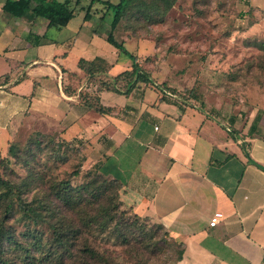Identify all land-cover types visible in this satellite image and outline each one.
I'll return each instance as SVG.
<instances>
[{
    "label": "crops",
    "instance_id": "1",
    "mask_svg": "<svg viewBox=\"0 0 264 264\" xmlns=\"http://www.w3.org/2000/svg\"><path fill=\"white\" fill-rule=\"evenodd\" d=\"M96 1L74 25L79 0H69L73 17L56 27L7 13L0 0V152L19 127L55 133L85 151L88 166L98 162L121 182L125 205L182 242L175 264H264V109L242 116L196 87L164 95L170 85L153 75L127 90L128 79L118 75L132 60L103 44L111 21L95 25ZM241 2L243 12L259 10L257 0ZM113 35L123 44L143 38L120 24ZM142 46H124L140 67Z\"/></svg>",
    "mask_w": 264,
    "mask_h": 264
},
{
    "label": "trees",
    "instance_id": "2",
    "mask_svg": "<svg viewBox=\"0 0 264 264\" xmlns=\"http://www.w3.org/2000/svg\"><path fill=\"white\" fill-rule=\"evenodd\" d=\"M176 1H102L105 8L113 13L107 42L132 60L131 69L118 75L128 79L127 90L136 81L148 82L149 78L139 66L138 57L129 52L123 42L114 38L113 29L124 23L123 29L134 34L137 23L150 25L163 21ZM90 7L86 9L85 17L89 16ZM2 8L18 17L45 18L49 26L56 27L66 25L73 17L69 0H5ZM165 89L171 95L177 94L167 87ZM50 139L57 147L74 144L64 139ZM40 141L37 139L30 146L40 145ZM30 146L19 154L16 145L9 142L7 152L27 167L34 155ZM61 161L65 159L61 158ZM79 173L76 168L69 178L45 180L37 172L28 170L24 177L14 178L10 174L0 178V264H175L181 259L183 244L170 243L166 228L159 223L149 224V218L138 215L131 206L127 207L131 214L122 209L125 204L121 201V182L101 173L98 162L85 172L82 182L72 185L70 178ZM46 185L52 198L39 196ZM14 221L25 224L24 236L27 240L33 239L31 244L27 243L29 247L18 240L12 227ZM30 223L47 225L51 232L48 245L38 259L33 253L38 250L39 237L30 228ZM110 243L119 247L120 251L105 245ZM12 245L20 248L24 258H27L25 263L9 255L8 249ZM30 245H33V251Z\"/></svg>",
    "mask_w": 264,
    "mask_h": 264
},
{
    "label": "rangeland",
    "instance_id": "3",
    "mask_svg": "<svg viewBox=\"0 0 264 264\" xmlns=\"http://www.w3.org/2000/svg\"><path fill=\"white\" fill-rule=\"evenodd\" d=\"M109 1L116 3L119 0ZM241 1L222 0L221 3L218 1L215 7L209 6L208 0H177L167 12L169 14L172 10L170 13L172 19L169 22H164L166 14L163 21L155 24L149 25L145 22L135 24L134 35L143 38L131 37L124 46L133 51L136 47L143 49L142 45H145L147 51L140 59L141 68L149 76H155V80L163 79V84L168 83L170 87L167 88L177 94L186 96L196 87L197 91L203 93L204 90L208 94L211 103L227 104L242 116L251 110L260 112L264 109V0L255 2L259 9L257 12L250 8L243 12L244 6ZM201 2L206 3L203 4L204 7ZM89 3L90 0H79L77 5H72L79 16L75 19L74 25L80 23L79 18L84 14ZM91 9V13L94 12L96 18L95 22L93 21L95 25L101 28L109 26L112 18L111 9H104L99 0ZM102 10L104 13L101 12ZM101 15L104 17L99 18ZM120 26L122 29L125 27L124 23ZM123 30L131 33L130 30ZM103 44L109 46V43L104 41ZM121 59L131 62V59L124 54L121 55ZM200 65L206 69L199 70ZM52 137L57 141L61 140V137L55 133L46 134L39 130L19 127L11 141L16 145L19 154L24 153L37 139L41 140L40 145L30 146L34 155L33 161L27 167L18 163L7 150L0 152V178L3 179L10 174L14 178L24 177L28 170H32L43 176L45 180L66 179L69 178L72 170L78 168L79 175L71 177L70 182L72 185L82 182V176L91 168L87 164L85 151L75 144L53 146L55 141L50 139ZM52 149L54 150L51 151ZM61 158L65 161H61ZM42 193L39 196L50 198L53 196L48 194V185L42 188ZM121 201H123L122 195ZM127 207L123 205L122 209L127 210ZM148 223L156 222L149 219ZM29 225L39 237L38 250L33 253L38 259L48 245L51 232L47 225L34 223ZM12 227L18 240L31 244L33 239L27 240L24 236L23 222L14 221ZM169 240L170 243L175 244L174 240ZM105 245L120 251L119 247L111 243ZM27 246L29 247L28 244ZM30 248L33 251V245H30ZM8 253L22 263L27 261L20 248L14 245L9 247Z\"/></svg>",
    "mask_w": 264,
    "mask_h": 264
},
{
    "label": "built area",
    "instance_id": "4",
    "mask_svg": "<svg viewBox=\"0 0 264 264\" xmlns=\"http://www.w3.org/2000/svg\"><path fill=\"white\" fill-rule=\"evenodd\" d=\"M165 94L167 95H171L167 90H163ZM221 214L216 213L214 217L211 218L209 225L210 226H214L217 223V218L220 216Z\"/></svg>",
    "mask_w": 264,
    "mask_h": 264
}]
</instances>
